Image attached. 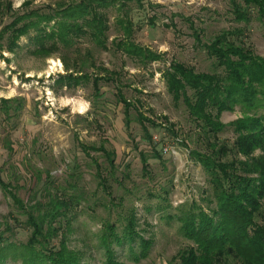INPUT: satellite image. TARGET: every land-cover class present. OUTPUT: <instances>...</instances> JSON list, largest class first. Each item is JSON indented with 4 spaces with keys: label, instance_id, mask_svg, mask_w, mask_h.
Listing matches in <instances>:
<instances>
[{
    "label": "rangeland",
    "instance_id": "374dc122",
    "mask_svg": "<svg viewBox=\"0 0 264 264\" xmlns=\"http://www.w3.org/2000/svg\"><path fill=\"white\" fill-rule=\"evenodd\" d=\"M78 1L0 0V178L7 185H0V215L19 210L8 191L28 208L36 192L45 199L46 192L66 190L81 195L71 210V227L64 237L67 246L80 253L82 262L104 264L99 240L103 224L114 223L120 231L124 215L132 210L136 232L150 239L152 246L139 262L128 259L127 245L116 247L118 259L123 264H174L191 244L179 229L180 209L209 211L214 201L208 202L212 199L209 177L191 155L208 153L205 138L184 105L173 102L162 73L173 60L196 71H211L212 60L203 44L223 29H243L242 42L254 56L264 58V22L252 20L245 25L234 21L229 0H121L124 7L116 0L107 9L106 49L83 35L48 56L33 54L36 44L29 36L35 32L30 30L16 41L12 52L7 50L13 28L9 26L18 16L50 14ZM120 17L132 22L130 39L158 54V59L141 61L116 48V42L127 38L118 24ZM77 70L89 78L73 87L56 83L60 75ZM95 76L104 77L97 96L92 85ZM120 94L133 105L129 133ZM4 106H9V116ZM137 112L158 124L153 129L142 119L152 144L160 140L174 148L166 153L155 143L161 158H149L148 174L142 171L139 152L150 155V142L144 138ZM240 114L238 108L224 111L220 121L228 124ZM219 138L231 144L235 134L227 127ZM101 146L114 151L115 174L105 173L109 170L98 149ZM259 154V150L254 152V156ZM96 162L105 185L98 184ZM28 233L26 228L19 229L13 240L25 241ZM234 263L229 257L225 264Z\"/></svg>",
    "mask_w": 264,
    "mask_h": 264
},
{
    "label": "trees",
    "instance_id": "16d2710c",
    "mask_svg": "<svg viewBox=\"0 0 264 264\" xmlns=\"http://www.w3.org/2000/svg\"><path fill=\"white\" fill-rule=\"evenodd\" d=\"M115 1L80 0L54 13L18 16L9 26L13 28L7 50L12 52L16 41L30 30L35 32L29 36L36 44L33 54L48 56L60 45L68 48L75 38L83 35H88L96 47L106 49L107 9L117 2L119 7H124L121 0ZM229 5L233 20L238 23L264 22V0H229ZM53 20V25L46 28ZM118 24L127 38L115 43L117 49L141 61L160 57L130 39L132 22L129 19L120 17ZM193 33L200 41L199 34ZM243 36L241 28L223 29L203 44L206 55L212 60L211 71H196L192 66L173 60L162 73L173 102L184 105L199 134L205 138L208 153L191 152V155L208 175L212 187V199L208 202L214 201L209 211L201 207L187 212L180 209L179 229L191 244L177 256L174 264H225L229 257L235 260L234 264H264V222H260L264 219V58L251 53L249 46L242 42ZM79 73L81 71L77 70L60 75L56 83L73 87L89 78ZM103 79V76L92 79L96 96L99 95V81ZM119 96L125 129L129 133L128 115L133 105L121 94ZM235 108L239 109L240 116L223 124L220 114ZM4 113L9 116V106H4ZM137 116L144 138L150 142V155L139 152L142 171L148 174L149 158H161L156 149L161 142H155L156 147L151 143L149 128L142 124V119L153 129L158 124L138 112ZM227 127L235 134L231 144L219 138ZM168 130L176 134L170 127ZM98 149L108 164L105 169L109 172L105 173L115 174L114 151L103 146ZM256 150L260 154L254 156ZM102 174L96 162L98 184L105 185L106 178ZM0 185L7 187L1 178ZM69 186L75 188L73 184ZM7 194L19 210L0 215V264L8 260H19L20 264H86L78 251L67 246L64 237L70 230L72 211L81 200L80 194L56 190L55 193L46 192V198L42 199L36 192L28 208L15 194L9 191ZM19 215H24L25 219L21 220ZM123 220L120 231L114 223L106 221L103 224L99 240L104 248V264H123L118 259L116 247L123 249L127 245V257L132 262H139L149 253L152 241L136 232L132 210ZM25 228L29 231L25 241L13 240L15 233Z\"/></svg>",
    "mask_w": 264,
    "mask_h": 264
},
{
    "label": "built area",
    "instance_id": "2783aa9c",
    "mask_svg": "<svg viewBox=\"0 0 264 264\" xmlns=\"http://www.w3.org/2000/svg\"><path fill=\"white\" fill-rule=\"evenodd\" d=\"M154 139H157L156 136H153ZM159 140H156V142H158ZM172 146H170L168 143H164V142H161L160 143V150H162L163 152H166V153H172L173 149L171 148Z\"/></svg>",
    "mask_w": 264,
    "mask_h": 264
}]
</instances>
